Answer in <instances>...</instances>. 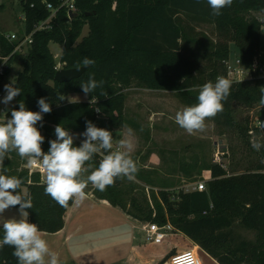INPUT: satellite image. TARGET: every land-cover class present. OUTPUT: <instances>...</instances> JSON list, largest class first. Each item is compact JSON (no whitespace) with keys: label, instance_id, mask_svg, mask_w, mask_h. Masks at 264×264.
Returning a JSON list of instances; mask_svg holds the SVG:
<instances>
[{"label":"trees","instance_id":"16d2710c","mask_svg":"<svg viewBox=\"0 0 264 264\" xmlns=\"http://www.w3.org/2000/svg\"><path fill=\"white\" fill-rule=\"evenodd\" d=\"M45 2L57 7L61 0H19L25 32L47 17ZM74 4L73 17L67 16L64 7L58 8L51 28L34 32L25 52H13L16 42L4 38L0 31V62L7 58L4 74L10 72L14 61L21 63L13 82L21 89L14 108L21 101L28 110L39 111L40 98L51 103V113L43 114V120L36 125L45 137V152L60 124L70 132H81L86 131V121H91L111 131L115 141V130L122 124L123 89L133 82L182 93L209 81L214 83L218 76L226 78L231 45L241 64L249 67L258 56L259 31L264 27L260 20L264 18V0H232L219 16L211 14L207 0H74ZM84 25L88 31L78 40ZM201 25H211L212 29L207 32L199 28ZM51 42L62 46V67L82 66L85 57L94 60V65L70 81H55L57 69L49 48ZM90 76L103 84L86 100L58 101L57 94L67 97L69 93H83L80 85ZM3 78L0 77V91L4 90ZM232 82L230 95L223 101L224 109L215 116L217 122L230 123L234 102L260 104L264 78ZM10 112H6L9 118ZM261 155L264 158V145ZM99 159L98 155L93 158V167L98 166ZM26 163L16 152H10L2 170L23 180L22 189L30 194L33 204L26 210L29 222L37 224L40 231L56 232L63 227L65 210L72 201L62 207L46 195L44 182L37 172H28ZM195 166L181 164L180 170L189 174ZM201 170L208 172L204 190H170L167 184L142 180L136 173L142 182L158 188H150L149 200L132 195L127 198L133 187L127 178L117 179L103 192L94 187L91 191L139 221L170 225L218 264H264V163L232 174L217 162L203 164ZM237 227L252 231L253 238L241 236ZM2 233L0 228V240ZM13 252L7 245L0 247V264H18Z\"/></svg>","mask_w":264,"mask_h":264},{"label":"clouds","instance_id":"9594fccd","mask_svg":"<svg viewBox=\"0 0 264 264\" xmlns=\"http://www.w3.org/2000/svg\"><path fill=\"white\" fill-rule=\"evenodd\" d=\"M207 4L211 14L219 16L222 9L231 6L232 0H207ZM94 63V60L85 57L82 66L75 70H87ZM232 83L223 76H218L215 83H204L199 89L197 103L177 111L175 123L190 135L204 131L205 121L223 111V101L230 95ZM102 84L103 81L90 76L80 87L87 97ZM4 91L6 95L0 100L4 105H9L21 94V89L13 82L4 85ZM261 93L260 104L264 105V87H261ZM57 99H67L73 103L63 94H57ZM37 103L39 111H31L20 101L18 108L11 109L10 118L6 116L0 120V217L16 206H19L20 213L19 219L4 218L0 222L3 232L0 247H12L18 264H60L58 254L50 250L38 225L28 220L26 210L31 209L33 204L30 194L22 189L23 180L6 175L2 170L7 154L16 152L26 159L29 167L38 164L43 171L45 194L62 207H67L69 201L81 203L86 198L85 189L89 184L103 192L113 186L117 179L134 180L138 166L131 155L134 145L130 139L121 138L114 144L112 132L97 127L91 121H86V131L79 134L71 133L61 124L57 125L54 129L55 139L48 141L49 148L45 152L42 148L45 137L36 125L43 120V114L51 113L52 106L45 98H40ZM96 111L99 112V108ZM257 127L264 129V121H258ZM81 135L84 139L76 146L74 141ZM252 147L259 151L261 144L254 141ZM97 155L100 157L98 166L93 167L90 162Z\"/></svg>","mask_w":264,"mask_h":264},{"label":"rangeland","instance_id":"374dc122","mask_svg":"<svg viewBox=\"0 0 264 264\" xmlns=\"http://www.w3.org/2000/svg\"><path fill=\"white\" fill-rule=\"evenodd\" d=\"M0 4L2 5L0 8V31L20 35L23 31V21L19 0H0ZM114 4L115 2L113 7ZM255 15L262 16L261 13H255ZM199 28L210 32L212 26L201 25ZM87 31L88 27L84 25L78 40ZM49 48L54 57L55 66L61 68L62 63L59 61L61 44L51 42ZM25 51L26 48L22 52ZM237 55L236 48L231 45L226 62L234 64ZM257 59L264 63V27H261L259 31ZM20 68V61H14L10 66V72L4 76L1 85L4 87L3 84L6 81L14 82ZM226 78L228 79V75ZM199 89L200 87H191L182 93L137 86L134 82L123 89L125 97L120 107L122 124L119 129L115 130L118 138L114 144L121 138H128L132 141L134 150L131 155L137 162V173L142 180L145 179L156 184L165 183L168 185L167 187L174 190L178 187L186 188L197 181L204 182L208 173H205V170L200 172V167L208 162L219 163L228 174L252 170L258 163H264L261 148L257 151L252 147L254 141L259 142L261 147L264 145V129L257 127L258 121H264V105L258 103L247 105L234 102L231 104L230 123L228 121H226L227 123L217 122L214 117L205 121L204 131L195 132L191 135L175 123L174 118L177 111L197 103L196 98ZM0 93V100H2L6 93L4 90ZM76 96L80 99H87L84 93H76ZM68 97L72 99L71 95ZM14 107L15 98L9 105L0 103V120H3L5 113ZM1 110L5 113H1ZM181 164H194L196 166L191 168L189 174H184L180 170ZM142 180L135 177L131 181L133 187L130 188L131 191L127 198L132 195L137 199L147 198L149 200V190L150 188L156 190V186L152 187ZM204 185L206 188L205 182ZM92 188V185H88L85 191L88 192ZM4 218L19 219V206L8 209L3 217H0V222ZM118 224V231H120V233L117 231L120 234L118 243L88 245L87 248L90 252L102 255V257L94 260L95 264L116 261L125 253L129 243H131L129 238L132 231L131 223L125 224L124 221H119ZM115 227L117 226H114V229ZM236 230L245 238H253L252 231L240 227H237ZM177 241L181 243L179 239ZM163 259L167 261L168 255ZM158 264L165 263L161 260Z\"/></svg>","mask_w":264,"mask_h":264},{"label":"crops","instance_id":"0c3cea01","mask_svg":"<svg viewBox=\"0 0 264 264\" xmlns=\"http://www.w3.org/2000/svg\"><path fill=\"white\" fill-rule=\"evenodd\" d=\"M69 95L72 101L84 100L78 98L76 93H69L67 97ZM205 173L208 172L205 170ZM155 189L158 188L155 187ZM85 192L86 198L81 203L72 202L66 208L63 227L60 230L53 233L40 231L42 237L48 242L50 250L58 254L60 264H88L89 262L95 264L94 260L102 255L90 252L88 245L118 243L119 221H124L125 224L131 223L132 231L129 237L131 243L121 257L106 264H158L164 260L165 256L169 257L184 249H194L201 264H218L189 237L174 230L170 225H164L166 235L161 243L153 244L146 241L142 229L143 221L131 217L120 207L111 205L106 199L96 197L91 190ZM114 226L117 227L114 229ZM177 238L181 243L177 241ZM164 263L167 264L166 260Z\"/></svg>","mask_w":264,"mask_h":264},{"label":"built area","instance_id":"2783aa9c","mask_svg":"<svg viewBox=\"0 0 264 264\" xmlns=\"http://www.w3.org/2000/svg\"><path fill=\"white\" fill-rule=\"evenodd\" d=\"M45 7L48 10V15L46 18L39 20L33 24L32 29L29 32H25L23 27V31L20 35L16 33H3L4 38L9 41H15L16 44L14 46L13 52L19 51L22 52L24 48L30 45L32 42V35L36 31L40 30H48L52 26V20L56 17V11L60 7H64L67 13V16L70 18L69 13L75 12L76 7L74 4V0H61L60 4L57 7H54L51 3L45 2ZM22 21L24 20V15L22 13ZM264 21V18L260 19ZM6 57L0 62V77L5 76V69H6ZM56 69H59L56 67ZM226 75H228V79L230 78L231 81H242L248 80L251 78H264V63H261L257 57L254 58L249 67H245L241 64L240 59L238 57L235 58L234 64L226 62ZM231 75V76H230ZM232 77V78H231ZM11 84L6 81L3 85ZM1 92V91H0ZM1 95V93H0ZM4 111L1 110V113ZM5 113V112H4ZM5 113V117H6ZM5 119V118H4ZM81 132H71L73 134L83 133ZM84 137L81 135L75 139L74 142L81 143ZM29 173L37 172L40 176V179L43 178V171L40 166L33 165L29 167L27 163L24 165ZM205 182V180H204ZM203 181H197L193 184L183 188L184 190H204L205 185ZM142 229L144 231L145 240L151 242L153 244L161 243L165 237L164 226H160L155 222H144L142 225ZM167 264H201L199 256L194 249H184L181 251H177L171 254L167 261Z\"/></svg>","mask_w":264,"mask_h":264},{"label":"water","instance_id":"95a60500","mask_svg":"<svg viewBox=\"0 0 264 264\" xmlns=\"http://www.w3.org/2000/svg\"><path fill=\"white\" fill-rule=\"evenodd\" d=\"M74 15H75L74 12L69 13L70 17H73ZM86 15H88V13H86ZM77 67H81V66H77ZM77 67H69V68L61 67L57 69L54 73V80L57 82H66V81H70L73 78L79 77L85 71V69L76 71L75 68Z\"/></svg>","mask_w":264,"mask_h":264}]
</instances>
